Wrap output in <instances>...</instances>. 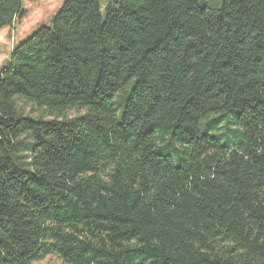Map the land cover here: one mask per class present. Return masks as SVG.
I'll return each mask as SVG.
<instances>
[{"label": "trees", "instance_id": "1", "mask_svg": "<svg viewBox=\"0 0 264 264\" xmlns=\"http://www.w3.org/2000/svg\"><path fill=\"white\" fill-rule=\"evenodd\" d=\"M48 256L264 264V0H65L14 45L0 264Z\"/></svg>", "mask_w": 264, "mask_h": 264}, {"label": "rangeland", "instance_id": "2", "mask_svg": "<svg viewBox=\"0 0 264 264\" xmlns=\"http://www.w3.org/2000/svg\"><path fill=\"white\" fill-rule=\"evenodd\" d=\"M65 0H21L22 16L15 19L12 25L0 28V66L9 57L15 44H18L33 34L39 27L50 25V20L62 7ZM102 11L109 0H100ZM23 103V102H20ZM26 111L29 104H23ZM75 111L68 112L74 116ZM34 264H62L54 256H48Z\"/></svg>", "mask_w": 264, "mask_h": 264}]
</instances>
